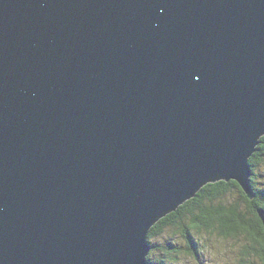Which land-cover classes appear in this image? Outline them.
I'll use <instances>...</instances> for the list:
<instances>
[{"label":"water","instance_id":"water-1","mask_svg":"<svg viewBox=\"0 0 264 264\" xmlns=\"http://www.w3.org/2000/svg\"><path fill=\"white\" fill-rule=\"evenodd\" d=\"M262 135L264 0H0V264H147Z\"/></svg>","mask_w":264,"mask_h":264},{"label":"trees","instance_id":"trees-1","mask_svg":"<svg viewBox=\"0 0 264 264\" xmlns=\"http://www.w3.org/2000/svg\"><path fill=\"white\" fill-rule=\"evenodd\" d=\"M264 154V135L259 138L256 150L249 158L251 176L249 178L251 191L254 194L249 198L242 187L235 180H218L202 186L194 197L186 200L175 211L162 217L150 229L147 242L153 245L152 237L163 236L168 231L173 236L185 234L189 239L187 250L195 254V235H202L206 239L211 233H219L220 237H240L244 241L243 255L258 258L264 264V224L258 209H264V184L256 180V168L259 157ZM245 206H244V204ZM218 236V237H219ZM186 244V240H185ZM257 246V247H256ZM154 247V245H153ZM158 247V246H157ZM178 244L163 243L159 247L158 259L147 255V264H172L177 260L180 249ZM152 252V250L150 251Z\"/></svg>","mask_w":264,"mask_h":264},{"label":"rangeland","instance_id":"rangeland-1","mask_svg":"<svg viewBox=\"0 0 264 264\" xmlns=\"http://www.w3.org/2000/svg\"><path fill=\"white\" fill-rule=\"evenodd\" d=\"M259 162L256 168V180L261 184H264V154L258 156ZM249 163V160H248ZM191 199V198H190ZM244 204V203H243ZM245 206V204H244ZM219 234V233H218ZM216 232L211 233V237L206 239L202 238V235H195L194 231H191V235L194 237V247L196 249L195 254H190L187 250L189 239L183 238L179 233L175 236L170 231L165 235L152 237L149 253L154 258L158 259L159 247H162L163 243L178 244V249L181 248L177 255V260L171 261L172 264H262L261 261L251 256L243 255L244 241L240 237H220ZM219 236V237H218ZM186 240V244H185ZM158 246V247H157ZM257 247V246H256ZM152 250V252H150Z\"/></svg>","mask_w":264,"mask_h":264},{"label":"bare ground","instance_id":"bare-ground-1","mask_svg":"<svg viewBox=\"0 0 264 264\" xmlns=\"http://www.w3.org/2000/svg\"><path fill=\"white\" fill-rule=\"evenodd\" d=\"M160 219H161V218H160ZM160 219H159V220H160ZM159 220H158V221H159ZM158 221H156V222H158ZM156 222H155V223H156Z\"/></svg>","mask_w":264,"mask_h":264}]
</instances>
